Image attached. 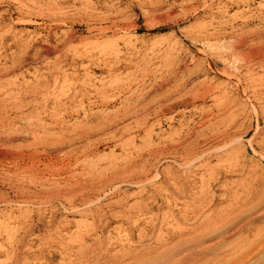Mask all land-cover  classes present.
I'll use <instances>...</instances> for the list:
<instances>
[{"label": "rangeland", "instance_id": "obj_1", "mask_svg": "<svg viewBox=\"0 0 264 264\" xmlns=\"http://www.w3.org/2000/svg\"><path fill=\"white\" fill-rule=\"evenodd\" d=\"M263 263L264 0H0V264Z\"/></svg>", "mask_w": 264, "mask_h": 264}, {"label": "bare ground", "instance_id": "obj_2", "mask_svg": "<svg viewBox=\"0 0 264 264\" xmlns=\"http://www.w3.org/2000/svg\"><path fill=\"white\" fill-rule=\"evenodd\" d=\"M242 41H243V40H242ZM245 41H246V40H245ZM240 43H241V42H240ZM242 44H243V42H242ZM244 44H245V42H244ZM246 45H247V44H246ZM241 48H242V47H241ZM243 49H244V48H243ZM243 49H242V50H243ZM235 51H236V50H235ZM244 51H245V50H244ZM232 52H233V51H232ZM239 52H240V51H239ZM245 52H246V51H245ZM234 53H235V52H234ZM246 53H248V52H246ZM235 54H237V53H235ZM241 54H242V53H241ZM241 54H240V55H241ZM245 55H247V54H245ZM246 57H247V56H246ZM250 57H251V56H250ZM232 58L235 59V57H232ZM244 58H245V57H244ZM233 59H232V60H233ZM241 59H242V58H241ZM235 60H236V59H235ZM233 61H234V60H233ZM238 61H239V60H238ZM234 62H237V61H234ZM260 63H261V62H260ZM238 68H239V67H238ZM242 68H243V67H242ZM240 70H241V69H240ZM241 72H242V71H241ZM228 76H229V75H228ZM225 78H226V77H225ZM232 78H233V77H232ZM230 80H231V79H230ZM232 81H233V79H232ZM238 81H239V80H238ZM238 83H239V82H238ZM238 86H239V85H238ZM244 89H245V88H244ZM59 139H60V138H59ZM53 142H54V141H53ZM55 142H56V141H55ZM55 144H56V143H55ZM24 145H25V144H24ZM33 146H34V143H33ZM31 167H32V166H31ZM35 170H36V169H35ZM26 171H27V170H26ZM29 178H30V177H29ZM248 200H249V199H248ZM248 204H249V203H248ZM243 205H244V203H243ZM243 205H242V206H243ZM255 205H256V204H255ZM257 206H258V205H257ZM253 209H254V208H253ZM253 209H252V210H253ZM227 214H228V213H227ZM223 215H225V214H223ZM228 215H230V214H228ZM230 216H231V215H230ZM227 218H229V217L227 216ZM208 220H209V219H208ZM210 221H211V220H210ZM227 221H228V220H227ZM214 222L216 223L215 220H214ZM206 223H208V222H206ZM212 223H213V222H212ZM215 223H214V224H215ZM228 223H229V222H228ZM228 223H227V224H228ZM190 224H191V223H190ZM199 224H200V223H199ZM202 224H203V223H201L200 225H202ZM209 224H210V223H209ZM203 226H204V225H203ZM205 226H206V225H205ZM226 226H227V225H226ZM196 227L198 228V226H194L193 229L196 228ZM189 228H192V225H191V227H189ZM204 228H205V227H203V229H204ZM226 228H227V227H226ZM207 229H208V224H207V228H206V230H207ZM224 229H225V228H224ZM214 230H215V229H214ZM197 231H198V230H197ZM195 232H196V231H195ZM200 232H201V229H200ZM212 232H213V231H211L210 234H211ZM218 232H219V231H218ZM208 234H209V232H208ZM204 235H205V234H204ZM216 235H217V234H216ZM218 235H219V234H218ZM202 236H203V235H202ZM202 236H201V237H202ZM212 236H213V234H212ZM208 237L211 238V236H208ZM208 237L206 236L205 239L208 238ZM214 237H215V236H214ZM216 237H217V236H216ZM216 237H215V238H216ZM203 240H204V239H202V241H203ZM206 240H208V239H206ZM202 241L194 242V243L197 244V243H200V242H201V245H202ZM191 243H193V242L190 241V242H188V244H187V243H183V244L180 246V248L178 249V254H186L187 251H190V250L193 248L192 246H194V243H193V244H191ZM195 246H196V245H195ZM197 246H198V245H197ZM193 249H194V248H193ZM191 251H192V250H191ZM191 251H190V252H191ZM187 254H188V253H187ZM193 255H194V254H193ZM198 255H199V254H198ZM186 256H187V255H186ZM186 256H185V257H186ZM187 257H188V258H191V257H189V256H187ZM181 258H182V257H181ZM183 259H184V258H183ZM186 260H187V259H186ZM157 263H158V262H157ZM263 264H264V263H263Z\"/></svg>", "mask_w": 264, "mask_h": 264}]
</instances>
